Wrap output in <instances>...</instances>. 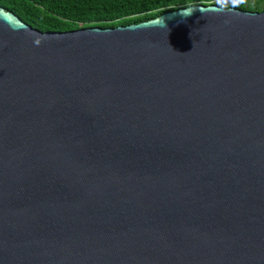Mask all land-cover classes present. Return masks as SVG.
I'll list each match as a JSON object with an SVG mask.
<instances>
[{"label": "water", "instance_id": "water-1", "mask_svg": "<svg viewBox=\"0 0 264 264\" xmlns=\"http://www.w3.org/2000/svg\"><path fill=\"white\" fill-rule=\"evenodd\" d=\"M0 264H264V12L0 8Z\"/></svg>", "mask_w": 264, "mask_h": 264}, {"label": "trees", "instance_id": "trees-1", "mask_svg": "<svg viewBox=\"0 0 264 264\" xmlns=\"http://www.w3.org/2000/svg\"><path fill=\"white\" fill-rule=\"evenodd\" d=\"M218 0H0V8L39 32L62 33L78 28H115L152 20L192 5H218L247 13L264 12V0L234 5Z\"/></svg>", "mask_w": 264, "mask_h": 264}, {"label": "clouds", "instance_id": "clouds-1", "mask_svg": "<svg viewBox=\"0 0 264 264\" xmlns=\"http://www.w3.org/2000/svg\"><path fill=\"white\" fill-rule=\"evenodd\" d=\"M218 2H222V0H218ZM223 2H226V0H223ZM244 2H245V0H232V3L234 5L244 3Z\"/></svg>", "mask_w": 264, "mask_h": 264}, {"label": "rangeland", "instance_id": "rangeland-1", "mask_svg": "<svg viewBox=\"0 0 264 264\" xmlns=\"http://www.w3.org/2000/svg\"><path fill=\"white\" fill-rule=\"evenodd\" d=\"M230 1H231V0H226V2H223V0H222V2H218V1H217V2H218V3H225V4H229V3H230Z\"/></svg>", "mask_w": 264, "mask_h": 264}, {"label": "built area", "instance_id": "built-area-1", "mask_svg": "<svg viewBox=\"0 0 264 264\" xmlns=\"http://www.w3.org/2000/svg\"><path fill=\"white\" fill-rule=\"evenodd\" d=\"M249 2H253V1H256V0H248Z\"/></svg>", "mask_w": 264, "mask_h": 264}]
</instances>
